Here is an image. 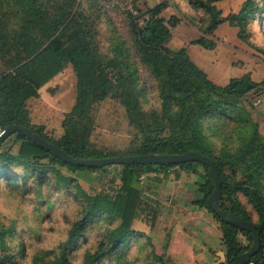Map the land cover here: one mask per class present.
Segmentation results:
<instances>
[{
    "label": "trees",
    "instance_id": "1",
    "mask_svg": "<svg viewBox=\"0 0 264 264\" xmlns=\"http://www.w3.org/2000/svg\"><path fill=\"white\" fill-rule=\"evenodd\" d=\"M98 2L0 0V59L4 67L0 74V129L25 127L73 159L187 152L208 157L222 180L221 208L251 222L259 233L260 251L246 264H264V137L245 111L247 95L259 85L244 75L217 86L190 60L186 49L166 48L170 29L177 24L175 19L164 21L160 17L166 3L146 13L136 9L138 16L126 13L130 44L116 35L108 51L102 53L97 39L102 16ZM212 2L190 0L206 15L202 33L207 36L225 22ZM261 13L264 0H246L234 21L228 22L239 29L237 37L246 41L248 27ZM143 16H148V21L141 27L138 20ZM190 44L207 51L215 48L203 37ZM68 65L76 78L75 102L61 122L62 136L52 140L43 133V127L30 125L25 105ZM139 66L148 69L156 81L158 108L148 116L141 109L144 95L138 88ZM108 98L120 102L136 131L134 143L119 153L99 150L91 141L92 111ZM56 165L72 173L87 171L97 175L105 168L68 165L20 134L8 137L0 146V191L7 188L27 196L31 191L42 193L47 188L74 190L67 194L72 196L78 215L66 240L37 256L36 260L48 257L46 262L32 260L31 264H75L79 240H85L93 228L99 230L98 240L93 248L83 252L80 264H131L128 242L140 236L132 230L133 222L141 211H147L152 226L158 215L157 208L143 200L140 178L151 173H163L166 178L171 170L195 165L202 167L205 174L196 183L197 197L193 202L219 223L225 264H231L251 246L249 233L222 223L208 208L206 201L214 183L209 169L200 163L168 167L118 165L119 171L113 174L118 181L117 190L94 195L85 193L75 179L64 177L54 168ZM19 168L25 172L15 171ZM242 200L257 213L258 223L251 221ZM101 222L104 230L98 226ZM16 236L13 222H0V264H26L25 244Z\"/></svg>",
    "mask_w": 264,
    "mask_h": 264
},
{
    "label": "rangeland",
    "instance_id": "2",
    "mask_svg": "<svg viewBox=\"0 0 264 264\" xmlns=\"http://www.w3.org/2000/svg\"><path fill=\"white\" fill-rule=\"evenodd\" d=\"M245 2L246 0H214L212 5L225 22L211 36H207L202 33L206 15L203 10L193 7L190 0H99V15H102L97 27L99 48L102 53H106L116 35L130 44L125 27L126 13L136 9L140 13H146L148 9L166 3L167 8L160 17L164 21L175 19L177 24L170 29L171 37L165 47L171 50L186 49L190 60L217 86H224L230 79L248 75L259 85L247 95L248 106L245 111L253 120L254 110L264 103V13L259 14L255 22L246 29L249 33L244 34L249 35L246 41L237 37L239 29L228 22L234 21ZM200 37L213 42L215 48L207 51L190 44ZM138 71V88L144 95L141 109L148 116L158 108L156 81L148 69L139 66ZM3 72L0 59V74ZM75 97L76 78L72 67L68 65L38 91L36 98L26 101L30 125L41 126L48 138L58 139L62 136L61 122L74 106ZM257 101L260 103L255 105ZM92 119L91 141L97 149L119 153L134 143L136 131L130 125L120 102L105 99L94 107ZM253 122L256 123L258 132L259 124L264 126V118ZM16 148H13L14 152ZM54 168L64 177L75 179L77 185L90 195L100 192L111 194L118 187V181L113 176L120 169L118 165L105 167L99 175L87 171L72 173L66 167L58 165ZM15 171L25 172L21 168ZM204 174V169L195 165L190 169L171 170L166 178L163 173L142 175L140 181L143 200L148 206L157 208L158 215L152 226L147 211H141L133 222L132 230L140 236L131 238L128 242L129 263L225 264L224 253L218 249L217 244V237L220 235L219 227L215 226L217 221L205 208H198L193 202L197 197L196 183L201 181ZM69 190L74 191L71 187L58 190L47 188L42 193L31 191L29 195L21 196L7 188L1 189L0 222L15 224L16 237H20L25 244L26 260L23 262L26 264H31L32 260L37 263L46 262L48 257L36 260L37 256L56 249L60 242L66 240L78 215L72 196L67 194ZM242 204L251 221L258 223V215L252 207L244 200ZM204 220H210L214 225L208 224L205 227L207 224ZM98 226L102 230L105 228L103 222ZM98 235L99 230L93 228L85 235V240H79L78 250L74 254L75 264H80L86 249L95 246Z\"/></svg>",
    "mask_w": 264,
    "mask_h": 264
},
{
    "label": "water",
    "instance_id": "3",
    "mask_svg": "<svg viewBox=\"0 0 264 264\" xmlns=\"http://www.w3.org/2000/svg\"><path fill=\"white\" fill-rule=\"evenodd\" d=\"M142 41L144 39L142 38ZM20 134L33 144L49 152L53 157L58 158L63 163L75 167L96 168L102 169L112 165H158V166H173L184 163H200L209 169L210 175L214 183V189L208 197L206 203L211 212H213L218 219L225 224L231 225L237 229L243 230L250 234L251 246L248 251L240 254L231 264H246L248 260L260 251V237L256 227L249 221L242 217L233 215L224 211L221 208L222 196V180L217 172L216 166L213 161L208 157L195 153L187 152L181 155H140V156H124V157H110L101 159H73L63 153L56 146L48 143L39 135L32 133L25 127L21 126H8L0 135V146L10 136Z\"/></svg>",
    "mask_w": 264,
    "mask_h": 264
},
{
    "label": "crops",
    "instance_id": "4",
    "mask_svg": "<svg viewBox=\"0 0 264 264\" xmlns=\"http://www.w3.org/2000/svg\"><path fill=\"white\" fill-rule=\"evenodd\" d=\"M252 117H253V120H255L257 122H259L262 118H264V103L260 104L257 107V109L254 110ZM262 125L263 124H261V125L259 124V132H260V134L264 135V128H263L264 126L262 127ZM204 221H206V224H207V225H205V227L208 226V224L214 225L210 220H204ZM215 226L219 227V223ZM219 230H220V228H219ZM217 238H218V241H217L218 249L222 250V252L224 253V248H223L222 242H221V231H220V235H218ZM224 261H225V259H224ZM219 263H220V261H219Z\"/></svg>",
    "mask_w": 264,
    "mask_h": 264
},
{
    "label": "built area",
    "instance_id": "5",
    "mask_svg": "<svg viewBox=\"0 0 264 264\" xmlns=\"http://www.w3.org/2000/svg\"><path fill=\"white\" fill-rule=\"evenodd\" d=\"M131 13H132L134 16H138V12H137V11H134V12H131ZM147 21H148V16H143V17H141V18L138 20V25L141 26V27H144ZM259 103H260V101H257V103H255V105H256V104H259ZM3 132H4V129H0V135H2ZM250 264H252V263H250Z\"/></svg>",
    "mask_w": 264,
    "mask_h": 264
}]
</instances>
